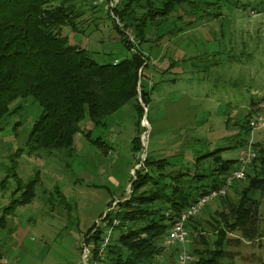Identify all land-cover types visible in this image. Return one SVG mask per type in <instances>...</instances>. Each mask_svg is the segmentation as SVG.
<instances>
[{
  "label": "rangeland",
  "instance_id": "1",
  "mask_svg": "<svg viewBox=\"0 0 264 264\" xmlns=\"http://www.w3.org/2000/svg\"><path fill=\"white\" fill-rule=\"evenodd\" d=\"M259 1L239 0L238 8L220 2V19L196 21L190 28L185 25L193 21L187 14L192 10L181 6L172 14L182 17L184 24H177L181 30L156 47L143 48L149 68L145 71L148 77L140 83L149 94L148 103H141L142 117L129 104L106 118L104 126H93L86 118L70 154L68 150L50 155L23 153L11 169L10 157L25 148L28 134L42 113L32 99L20 102V112L7 118L0 132V217L19 182H38L32 202L18 207L0 227V264L4 259L6 264H86L88 252L79 250L84 236L91 228L102 229L104 217L128 197L131 177L143 167L147 153L170 161L175 157L172 162L179 164L177 156L182 151L189 160L193 150L203 155L217 147L223 149L221 159L236 161L251 144L256 153L262 150L259 158L264 155V127L247 134L249 120H264V13L253 9ZM198 6L203 11L204 5ZM208 11L219 12L216 8ZM88 19L85 32L74 34L64 29L63 35L100 64L129 56L103 12L86 10L81 21ZM135 137L140 139L138 150L132 147ZM243 142L247 143L240 147ZM204 164L206 171L212 166L208 161ZM257 164V170H264L260 160ZM202 166L200 163L198 170L203 171ZM190 169L195 170L193 163ZM249 180L244 177L228 189L231 202H237L235 191L246 188ZM54 190L64 198L54 197ZM252 197L259 201L264 230V192L255 191ZM204 209L197 216L208 220L223 207L216 199ZM117 235L112 232L111 237ZM238 236L234 233L229 237ZM189 246L188 239L190 253ZM173 248L165 247L156 264H177ZM226 250L234 254V264H264V238L241 240Z\"/></svg>",
  "mask_w": 264,
  "mask_h": 264
},
{
  "label": "trees",
  "instance_id": "2",
  "mask_svg": "<svg viewBox=\"0 0 264 264\" xmlns=\"http://www.w3.org/2000/svg\"><path fill=\"white\" fill-rule=\"evenodd\" d=\"M193 1L122 0L115 11L118 24L105 15L121 46L130 54L117 64L115 60L100 64L86 49L72 44L63 35L64 29L74 34L85 32L89 19L83 22L81 18L86 10L91 14L102 12L88 0H0V132L6 119L20 112L21 101L32 99L42 110L28 134L25 148L10 157L11 169L16 168V159L23 153L50 155L68 150L70 154L74 137L81 132V122L86 118L93 126H104L106 118L129 104L142 117L141 103H148L149 94L148 88L140 83L148 77L145 71L149 68L143 48L156 47L174 31L181 30L177 24H184L182 17L174 18L172 14L181 6L192 10L187 14L193 21L185 25L190 28L196 21L220 19L219 7L223 6L220 2L236 8L239 4V0ZM199 4L204 5L203 11ZM210 8L219 12L212 14ZM253 9L258 14L264 13V1H259ZM128 33L134 36L135 44L129 42ZM251 122L248 121L247 134L253 130ZM89 133L86 137L90 140ZM103 145L101 142L100 147ZM132 147L140 148L139 137L132 140ZM222 150L215 147L203 155L193 150L189 160L182 151L177 156L179 164L173 163L175 157L172 162L171 158H156L147 153L143 167L131 177L128 197L104 217L102 229L91 228L84 236L82 246L90 250L88 264H156L163 257L165 239L178 216L199 198L222 188L226 177L237 169L239 160L221 159ZM259 153L262 150L257 151L245 175L250 179L248 186L235 191L237 202H231L227 195L221 197V211L209 215L208 220L195 216L186 223L191 264H234V254L226 250L228 245L264 238L259 201L252 197L255 191L264 192V178L259 177L264 176V170H257L258 160L264 168V155L259 158ZM207 161L212 166L206 171ZM190 163L195 165L193 172ZM200 163L203 171L198 170ZM37 182L36 179L18 183L10 204L2 210L0 227L18 207L32 202ZM53 194L58 199L63 197L58 190ZM109 229L118 235L110 238L100 257V244ZM234 233L239 238L229 237ZM83 247L79 248L80 252ZM173 249L178 252L177 247Z\"/></svg>",
  "mask_w": 264,
  "mask_h": 264
},
{
  "label": "built area",
  "instance_id": "3",
  "mask_svg": "<svg viewBox=\"0 0 264 264\" xmlns=\"http://www.w3.org/2000/svg\"><path fill=\"white\" fill-rule=\"evenodd\" d=\"M89 4L97 9H100L104 14H107L112 18L117 24L119 23L117 17L115 16V11L119 8L122 0H88ZM128 40L130 43L135 44V39L133 35L128 34ZM134 52V50H131ZM118 60L114 61V64H117ZM251 128L259 129L264 127V120L252 121L250 123ZM252 130V131H253ZM256 158V152L251 147V144L247 147V150L239 160L238 167L235 171H232L225 179V184L222 188L213 190L209 194L204 195L199 198L190 208L183 211L177 218L176 222L172 225L166 239L164 246L166 248L177 247V264H191L192 256L188 252L186 245L188 242V231L185 228L186 223L191 219L197 216L211 201L225 197L227 195L228 189L237 182L244 179L247 170ZM112 235V229H109L107 234L104 236L103 241L100 244V257H103V250L106 248L107 244L110 241ZM83 247V246H82ZM87 251V261L90 255V250L88 247H83L82 251ZM7 260H3L2 264H6Z\"/></svg>",
  "mask_w": 264,
  "mask_h": 264
}]
</instances>
